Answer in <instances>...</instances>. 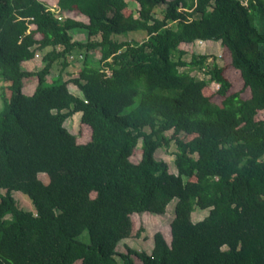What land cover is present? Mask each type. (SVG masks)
<instances>
[{"label": "trees", "instance_id": "16d2710c", "mask_svg": "<svg viewBox=\"0 0 264 264\" xmlns=\"http://www.w3.org/2000/svg\"><path fill=\"white\" fill-rule=\"evenodd\" d=\"M50 1L0 0V264H264V0H133L137 15L128 0ZM132 31L146 38L118 37ZM196 40L221 41L249 97L229 92L209 55L184 58L180 45ZM39 50L42 68H24ZM76 52L78 76H50ZM212 83L220 103L204 93ZM77 112L87 140L65 126ZM173 138L175 173L155 155ZM174 199L170 242L159 231L151 252H118L139 235L133 214L164 213ZM197 208L208 214L194 221Z\"/></svg>", "mask_w": 264, "mask_h": 264}, {"label": "rangeland", "instance_id": "374dc122", "mask_svg": "<svg viewBox=\"0 0 264 264\" xmlns=\"http://www.w3.org/2000/svg\"><path fill=\"white\" fill-rule=\"evenodd\" d=\"M129 1V8L131 10L135 11V14H138L139 4L136 1L128 0ZM57 5V0H51L50 6L54 7ZM166 5H160L159 8L156 11L157 16H161L162 14V8H164ZM74 17L76 16V13L74 12L72 14ZM79 18L88 21V18L84 15H80ZM175 25V24H174ZM74 39H85L86 35L82 31H76L72 30ZM38 37H40V34H37ZM121 39H136L139 41H142L146 38V32L143 31H132L129 32L127 35H119L118 36ZM180 47L186 51V54L184 55V58L186 60H190L192 55L195 54H207L209 55L208 62H211L212 60H216L221 66H223L225 75L229 78V80L232 83V87L230 88L229 92H235V91H241L242 95L244 97L250 96V90L248 88H244V82L240 75V72L234 68L231 64V55L229 50L222 45L221 41H215V40H196L192 43H182ZM48 49V48H47ZM46 50V49H45ZM45 50H39L38 56L33 59V62L25 63L23 64V67L27 70H37L39 68H42L43 61L42 57L45 52ZM78 52V51H77ZM74 53L73 57L69 58V65L64 68L61 63H57L53 66L50 76H54L57 78L58 74H62L65 79H70L74 76H78L80 71V66L82 65L85 56L82 54ZM91 56L98 60L100 57V51L95 50L92 52ZM184 69V68H183ZM185 70H189L188 67H185ZM189 72L191 74L196 75L199 78L208 77L204 71L192 69ZM34 81V82H32ZM36 78L30 77L25 81V93H32L35 90L36 87ZM70 90L78 96H82V92L78 88L77 85L70 82L69 83ZM204 93L211 96V99L217 103H220L223 99V97L218 93V84L212 83L211 85L207 86L204 89ZM264 118V110H261L258 115L257 119ZM81 122V112H77L73 114L72 116L68 117L65 121V126L71 131L73 134H76L79 138V140H87L89 139V128L85 125H82ZM85 126V127H83ZM86 128V134L82 138L83 131ZM167 135L174 138H183L187 139L191 136L185 135L184 133H179L175 130H171L167 132ZM171 141L169 147L166 146H160L156 150V158L165 160L168 165L171 172L175 173L177 172L176 165H175V155L174 152L176 151V144L175 139ZM142 157V147L141 142L138 144V146L135 148L134 152L131 155V160L135 163H138L141 160ZM39 177L45 181L48 182L49 178L45 173L39 174ZM6 190L0 189V192L5 193ZM13 195L19 205L28 211H34L35 207L32 203L31 199L24 194L21 191H13ZM175 204L176 199L172 200L164 213H156L152 211H146L142 214H133L132 215V221H133V231L139 232V235L136 236H130L127 238H124L118 245L117 250L118 252H125L127 250V247L130 246L132 248H135L137 250H145L147 252H151L153 245H154V235L156 232H162L166 239L170 242L171 240V222L175 215ZM208 214V209H200L197 208L195 212L193 213V220L198 221L202 218H204ZM81 238H88V233L84 232V234L81 236ZM136 261H139V258H136Z\"/></svg>", "mask_w": 264, "mask_h": 264}, {"label": "crops", "instance_id": "0c3cea01", "mask_svg": "<svg viewBox=\"0 0 264 264\" xmlns=\"http://www.w3.org/2000/svg\"><path fill=\"white\" fill-rule=\"evenodd\" d=\"M35 60V59H34ZM30 62H33V59L32 60H28V61H24L22 64H25V63H30ZM34 78H36V77H34ZM36 80H37V78H36ZM32 82H34V81H32ZM36 84H37V82H36ZM23 90L25 91V87L23 88ZM29 94V93H28Z\"/></svg>", "mask_w": 264, "mask_h": 264}, {"label": "clouds", "instance_id": "9594fccd", "mask_svg": "<svg viewBox=\"0 0 264 264\" xmlns=\"http://www.w3.org/2000/svg\"><path fill=\"white\" fill-rule=\"evenodd\" d=\"M51 8H54V7H51ZM60 14L57 13V17H59ZM62 17V15H60ZM62 19V18H61Z\"/></svg>", "mask_w": 264, "mask_h": 264}, {"label": "built area", "instance_id": "2783aa9c", "mask_svg": "<svg viewBox=\"0 0 264 264\" xmlns=\"http://www.w3.org/2000/svg\"><path fill=\"white\" fill-rule=\"evenodd\" d=\"M59 19H61L62 17L59 15V17H58ZM38 56V53H37V55H36V57Z\"/></svg>", "mask_w": 264, "mask_h": 264}]
</instances>
